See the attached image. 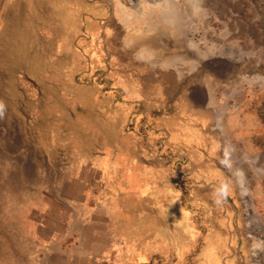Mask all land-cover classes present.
I'll return each instance as SVG.
<instances>
[{
  "label": "rangeland",
  "instance_id": "1",
  "mask_svg": "<svg viewBox=\"0 0 264 264\" xmlns=\"http://www.w3.org/2000/svg\"><path fill=\"white\" fill-rule=\"evenodd\" d=\"M96 159L171 205L160 264H264V0H0V264H45Z\"/></svg>",
  "mask_w": 264,
  "mask_h": 264
},
{
  "label": "crops",
  "instance_id": "2",
  "mask_svg": "<svg viewBox=\"0 0 264 264\" xmlns=\"http://www.w3.org/2000/svg\"><path fill=\"white\" fill-rule=\"evenodd\" d=\"M95 163L87 178L92 186L86 193L76 190L85 198L74 192L64 217L46 223L55 230L44 235L45 264H160L157 259H170L176 239L166 212L171 205L155 207L144 196L130 200L125 188L97 185L104 172L101 161Z\"/></svg>",
  "mask_w": 264,
  "mask_h": 264
},
{
  "label": "bare ground",
  "instance_id": "3",
  "mask_svg": "<svg viewBox=\"0 0 264 264\" xmlns=\"http://www.w3.org/2000/svg\"><path fill=\"white\" fill-rule=\"evenodd\" d=\"M158 54V56L160 55L161 56V58L160 59H162V57H163V53L162 52H158L157 53ZM142 61L144 60V62H146V63H148L149 61L147 60V59H141ZM149 64V63H148ZM152 66V65H151Z\"/></svg>",
  "mask_w": 264,
  "mask_h": 264
},
{
  "label": "clouds",
  "instance_id": "4",
  "mask_svg": "<svg viewBox=\"0 0 264 264\" xmlns=\"http://www.w3.org/2000/svg\"><path fill=\"white\" fill-rule=\"evenodd\" d=\"M221 194L224 195V196H226L227 195L226 189H221Z\"/></svg>",
  "mask_w": 264,
  "mask_h": 264
}]
</instances>
